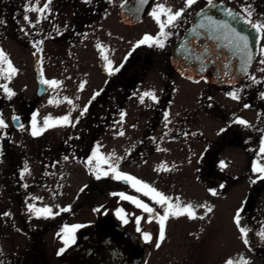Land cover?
<instances>
[{"label": "rangeland", "instance_id": "rangeland-1", "mask_svg": "<svg viewBox=\"0 0 264 264\" xmlns=\"http://www.w3.org/2000/svg\"><path fill=\"white\" fill-rule=\"evenodd\" d=\"M123 1L113 0L103 22L109 27L104 25L101 30L102 22L95 21L77 39L76 45L85 43L84 47L69 49L65 41L70 40V34L67 32V38L62 31L65 27L62 19L66 13L55 11L53 7L61 2L51 0L49 9L40 14L23 11V8L43 7L45 0H0V20L4 21L0 24V50L17 70L10 80L0 74V84L6 83L15 95L23 94L29 101L30 98L35 99L37 82L32 62L37 50L33 45L43 41L39 47L43 49L44 72L51 81L56 80L60 84L32 105L43 121L49 117L50 121L58 120V115H68L66 110L59 109L72 106L75 98L76 102H80L81 95L94 94L97 88L115 78L113 75L118 71L110 74L109 68L120 69L126 58L138 48L137 43L146 34L156 31L152 18H146L142 24L131 29L120 25L116 17ZM160 4L172 9L170 0H158L157 5ZM25 15L30 17L31 24L24 20ZM107 30L112 35L113 49L106 46ZM168 42L165 40L164 53L157 51L152 66H146L145 77L140 79L142 73L137 71L143 64L140 63L134 69L135 73L129 71L137 74L136 79L140 81L134 86L128 83L116 85L106 102L110 104L115 95L123 89L126 91V96L119 97L121 102L126 103L125 108L113 119L118 122L115 126L117 138L107 143L111 153L107 157L113 158L110 162L117 164L122 160L120 165L126 168L134 163L132 167L136 168L142 180L172 197L173 203L179 197L182 207L192 204L197 217L190 219L187 214L170 216L166 221L168 231L164 239L155 238L152 242L148 264H226L229 260L234 264H264V237L260 236L264 232V180L258 179L260 174L253 171L254 166L264 167V154L260 152L264 145V96L261 95L264 93V71L260 70L264 64L260 61L264 56L259 55L244 81L231 88H217L205 81L194 84L176 75L169 62L171 44ZM71 53L77 54L76 58L80 59L74 61ZM105 55L108 60L103 59ZM0 67L6 68V65L0 64ZM80 72L82 76H78ZM251 76H255L260 83H254ZM71 77L81 78V81H72ZM237 89L240 90L239 99H233L229 93ZM149 91L155 93L157 100L145 97L141 103L140 96ZM69 92H73V99ZM3 95L7 96L0 89V97ZM129 95L131 100L125 101ZM170 96L171 101H168ZM68 100L73 103L69 104ZM31 111L28 113L29 120L33 118ZM78 115L71 112L70 120H75ZM238 119L247 124L236 123ZM121 132L124 134L120 135ZM158 141L165 143L161 145ZM129 147L131 155H128ZM128 158L134 160L129 161ZM165 166L170 170H164ZM213 192L216 194L213 195ZM127 194L135 195L142 202L150 201L149 196L133 188L128 189ZM55 195L52 198L41 190L34 193L31 200L38 201L39 207L36 208H41L42 204L51 207L54 214L58 213L55 212L57 203L60 207L71 208L72 215L67 214V217H71L70 221L74 223L87 224L95 221L96 216L105 210L115 214L118 207L130 206L129 200L121 199L119 204L116 203L113 195L103 198L90 196L85 207L75 202L64 205L65 195L68 194ZM70 195L74 197L75 193ZM110 205V208L107 207ZM200 205L204 207H198ZM209 207L211 212H207ZM238 210L240 226L234 219ZM61 212L52 216H64L66 213ZM30 216L38 217L32 212ZM201 216L204 219H199ZM8 226L9 232L4 240L0 232V249L1 246L11 248L15 243L22 245L20 249H25L30 236L21 234L16 224ZM240 227L247 230V237L241 233ZM62 242L59 239L56 241L59 249ZM157 243L159 247H156ZM51 244L45 241L44 247ZM50 258L51 264H61L58 257ZM5 260L0 255V264H6Z\"/></svg>", "mask_w": 264, "mask_h": 264}, {"label": "flooded vegetation", "instance_id": "flooded-vegetation-1", "mask_svg": "<svg viewBox=\"0 0 264 264\" xmlns=\"http://www.w3.org/2000/svg\"><path fill=\"white\" fill-rule=\"evenodd\" d=\"M58 1L61 2L60 5L56 7L55 4L53 7L55 11H63L66 13L62 19L65 23V27L62 31L66 34L67 32L70 34V40L68 42L67 40L65 41L69 49H72L73 47H84L85 43L80 46L76 45L77 39L84 35L89 25L93 24L95 21L98 20L102 22V30L103 26L106 25L103 23L106 18L105 15L108 14L109 8L113 2V0H91V3H85L84 0ZM125 1L127 0H124L120 4L116 18L119 24L124 28L131 29L123 25L119 20L120 8ZM214 1L227 7H231L239 11L242 15V7L249 4L254 9L252 19L254 21H264V0H234L235 2H233V0ZM157 2L158 0H154L149 4L144 14L143 21L140 23L142 24L146 18H152V21L156 26V31L153 34L149 33V36L154 38L158 37L160 32L158 23L151 15L156 8ZM170 3L172 4L173 12L185 9L178 22V27L165 28L166 32L171 33L165 40L169 41L168 43L171 44L170 50L172 53L174 44L186 36L189 28L194 24L199 12L207 7L208 4L207 0H197L196 4L186 8V0H178L176 2L170 0ZM61 6L63 7L60 8ZM24 10L25 8H23V11ZM165 19L166 16L162 14L161 20L163 21ZM106 27L109 26L106 25ZM106 34V46H110L113 49L115 45L111 42L112 35L110 34V30H107ZM263 41L264 38L261 40L260 49L262 48ZM159 50L164 53V50L154 45L151 47L148 44L140 45L126 58L119 71L115 72L113 75L115 78L111 79L107 84L97 88L94 94L81 95L82 100L80 102H76L75 98L72 106L68 105L61 107L59 110L64 109L67 113L77 112L79 114L75 120H71L75 123L77 118L80 117L81 110L85 106H88V111L84 115V119H79V122L75 123L74 127L65 124L60 119L64 116L58 115V120L50 121V126L40 135L33 136L31 134L33 120H29L28 118V113L31 110V116H35L36 118L37 128L44 127V121L39 119L40 114H38V111L35 110L32 104L35 105V102L47 96L53 90L54 86H50L48 91L42 97H39L37 95V83L36 90H34L36 98H30L31 101L25 99L23 94H16L10 99L5 95L0 97V118H2L8 125L7 128L0 129V153H2L0 154L1 239L4 240L8 235V224H16L18 226L17 230L21 234L26 233V235H29V238H31L25 249H20L19 247L22 245L16 243L13 244L11 248L10 246H7L4 249L1 246L0 255L2 256V259L4 257L6 258V264H51L52 259L50 256L54 259L58 257L57 259L59 262L63 264L61 262V257L75 247L80 237L82 227L86 225L82 224V222L74 223L70 221L72 218L69 216L67 217V214L72 215L71 208L70 211H65L66 213L64 216H30L31 211H29L28 206L34 205L35 207H39L37 206V200L35 202L31 200L34 193H38V191L42 190L45 194H50L52 198L55 194L65 193L68 195H65L64 205L68 203V205H72L71 203L75 202V204L80 205L81 207H85V205L88 204L90 196L103 198L105 195L112 197L113 194H116L113 195L112 199L118 204L121 201L119 194L122 193V191H124L123 194L131 196L127 194V190L133 188L131 184H127L122 180L113 179L111 174L109 176L101 175V178L97 179L96 174L92 169L96 167L98 161L93 160L92 165H89L87 161L92 157L94 152L97 153L98 157L107 158V156L111 154L107 143L113 142L117 138V130L115 126L118 122H115L113 119L116 117V113L119 114V112L125 108L126 103L121 102L119 97L126 96V91L123 89L119 94L114 96V99L110 104H106L115 90L113 87L116 85H124L125 83H128V85L132 84L133 86L136 85L140 79L145 77L146 66H152V60H154V57ZM34 53H36V55L40 54L43 61V49L39 52L35 51ZM171 53L168 56L169 62L171 59ZM36 55L33 54V62ZM71 56L74 61L80 59L76 58L77 54L71 53ZM140 63L143 64L140 65ZM137 65H140L139 68H137V71L142 73V77L139 80L136 79L137 74L135 75L129 72L133 70L135 73ZM78 76H82V72H80ZM35 80L37 82V79ZM71 80L81 81V78L78 79L71 77ZM109 85L110 87H107ZM96 93H99V95H95ZM69 94L70 98L73 99V92H69ZM94 95L95 99H92ZM131 97L132 96L129 95L128 99L125 101L131 100ZM169 100L171 101V96L168 101ZM15 102H17V104H15ZM15 115L21 117L22 121H20L19 124L24 126L23 129H21V127L17 128V124L13 120ZM152 132L153 131H151V133ZM105 139L108 140L106 141ZM157 143H161L162 145L165 142L158 141ZM128 150V155H131V147H129ZM65 157H67V159H65ZM125 159L126 158L123 160ZM128 159L129 161L134 160L133 158ZM121 162L122 160L116 164L118 165V171L131 175L157 190L155 185L150 184L147 181L145 182L139 177L138 173H136V168L132 167L135 166L134 163L131 164L130 168H126L120 165ZM109 163L112 162L109 161ZM25 164H27L29 171L24 173L23 177H21V173L24 172ZM100 169L102 173L108 169V165L101 162ZM133 189L135 190V188ZM71 193H75V196H69ZM132 197L136 198L135 195ZM43 198L45 201L46 197L43 196ZM129 203V207H118L115 214L110 213L109 210H105L102 214L96 216L95 221H90L87 224L97 222L101 216H112L118 223L126 227L130 232L136 234L143 241L144 245L150 249L151 255L152 242L155 238L159 239V223L154 214L144 212L143 209L138 208L130 200ZM132 203L133 206L131 205ZM143 203L148 204L150 207L156 209L160 215H163L161 207L156 205L151 198L149 202L143 201ZM40 207L44 208L48 206L42 204ZM55 207V212L57 211L59 214H62L61 209L64 207H60L58 203ZM107 207L110 208L111 205ZM132 207L133 210H131ZM121 210L123 211L127 223L117 215ZM4 213H10V215L5 216L3 215ZM138 220L139 223H137ZM77 225L81 227L76 228L74 233H72L75 236V243L65 246V244H63L66 236L64 231L65 228L67 227L71 229ZM138 227L140 228V231H137ZM167 231L168 224L165 222V234H167ZM144 233H149L151 235V241L146 242L144 240ZM47 237L48 239H46ZM58 239L60 242L63 241L60 249L56 243ZM45 241L46 244L47 242L52 244L45 248ZM13 246L16 247L13 248ZM61 249H64L63 252H61Z\"/></svg>", "mask_w": 264, "mask_h": 264}, {"label": "snow or ice", "instance_id": "snow-or-ice-1", "mask_svg": "<svg viewBox=\"0 0 264 264\" xmlns=\"http://www.w3.org/2000/svg\"><path fill=\"white\" fill-rule=\"evenodd\" d=\"M85 3H91V0H84ZM146 0H141V3H145ZM197 0H186V8L187 7H191L192 5L196 4ZM51 4V0H45V3L43 5V7H39V6H29L26 7L25 11L26 12H38L40 14L45 13L48 9H49V5ZM207 4L209 6V10L212 9H217L219 11H222L224 15H226L227 17L231 18L232 21L236 22V23H243L244 25L248 26L251 30H254V32L260 36L261 38H264V21H254L252 19L253 15H254V9L251 7V5L246 4L245 6L242 7L241 11L243 13V16H241L240 13H234L232 10L227 9V8H223L220 9V7L214 2V0H207ZM185 9H180L177 10L175 12L172 11L171 8L166 7L163 4L157 5V9L153 10V12L151 13V15L153 16V18L156 20V22L159 25L160 28V32H159V36L158 37H152L149 35H145L136 45V47H139L140 45H144V44H148L150 47L151 46H156L159 47L161 49H163L165 47V39L171 34L169 32L165 31V28L167 27H178V22L180 21V18L182 17L183 13H184ZM166 16L165 20H161V15ZM202 16V19L200 20L199 24H198V28H194L192 31L193 33L196 34V36H199L201 33L199 30H203L204 34L206 35V38L208 39H212L215 41H224L226 43H223L222 46L225 48H229L231 49L233 55L239 56L242 60V65L240 68V71L243 73H247V69H248V65L251 63L253 56H252V52H251V48H250V44H249V35H242L239 31H237V29L235 27L232 26V24L229 23L228 20H217L214 19L212 16L208 15L207 12H202L201 14H198ZM46 18V17H45ZM24 20L28 21L30 24L32 23L30 21V17L28 15L24 16ZM39 22V21H37ZM4 21L0 20V24H3ZM33 27H35V24H32ZM23 30V29H22ZM27 34V33H26ZM151 42V43H149ZM43 41H37L35 42V44L33 45L37 52L41 51L39 45L42 44ZM221 46V45H218ZM260 54L262 56H264V48L260 49ZM34 55H36V53H34ZM104 60H108V57L105 55L103 56ZM197 60L201 61V65H200V71L203 72L206 68L203 60L201 57L197 56L196 57ZM109 65H111V61H108ZM261 64H264V59H262L260 61ZM0 64H4L6 65V68L0 67V74H3V78L10 80L12 75H14L16 73V69L13 67L11 61L8 59V57L4 54V52L2 50H0ZM122 66V65H121ZM261 71H264V68L260 69ZM112 71H119V68L116 69H112L111 67L109 68V73L111 74ZM225 75H228V73H225ZM250 79L254 82V83H260V81L257 80V78L255 76H251ZM42 84L45 85H50V86H59L60 82L56 81V80H41ZM81 89L83 88V84H81ZM0 89L3 90V92L7 95V97L10 99L12 96L15 95V93L8 87V85L5 84H0ZM239 89L233 91L232 93H229V95L233 98V99H239ZM95 95H99V93H96ZM95 95L92 97V99H95ZM262 96H264V93L261 94ZM145 97H149L150 99H152L153 101L157 100V97L155 95L154 92H144L141 96H140V102L143 103L144 102V98ZM67 99V98H65ZM69 104H72L73 102L71 100L67 101ZM51 103V101H50ZM247 107V105H245ZM74 110V109H73ZM88 111V106H85L81 112H80V117H83L84 114ZM70 116L71 113H69L68 115H65L64 117L60 118L65 124H69L71 126H75V123L79 122L80 117L77 118L76 122L73 123L70 120ZM165 116L167 117V114H165ZM14 120H18L19 117H13ZM50 117L49 118H45L44 120V127L43 128H37L36 126V118L35 116H33L32 120V132L31 134L33 136H37L40 135L47 127H49V121H50ZM236 123L239 124H247L246 121L242 120V119H238L235 121ZM8 125L5 123V121L0 118V129H4L7 128ZM21 129H23V125H20ZM124 133L121 132L120 135H123ZM260 152L262 154H264V145L261 146L260 148ZM2 154V153H0ZM65 159H67V157H65ZM113 159L112 157H107V158H103V157H98L97 153H93L92 157L90 159H88L87 163L89 165H92L93 160H97V164L96 167L94 169H92V171L96 174V178L100 179L101 175L103 176H109L111 174L113 179L116 180H122L125 181L129 184H131V186L133 188H135V190L137 192H142L144 196H149L156 205H159L161 207V209L163 210V215H160L156 209H154L153 207H150L148 204L143 203L141 200L134 198L132 196H128L125 195L123 193H120V197L121 199L124 200H130L132 201L138 208L143 209L144 212L149 213V214H154L155 218L157 219V222L159 223V240H163L164 236H165V222L169 219L170 216L172 217H177L180 215H184L187 214L188 217L190 219H195L197 218L194 215V206L192 204H187L184 205L183 207L181 206V201L179 197H176L175 200L176 202L173 203L172 202V197L166 196L165 194L157 191L154 187H151L149 184L144 183L142 181H140L139 179L122 173L120 171H118V165L113 164V163H109V161ZM101 162L103 164L108 165V169L103 171L101 173V169H100V164ZM164 170H170L168 169L166 166L164 167ZM28 166L27 164H25L24 166V172L21 173V177H23L24 173L28 172ZM253 171L259 173L260 175L258 176V179L260 180H264V167H260V166H254L253 167ZM253 183H255V181H253ZM213 195H215L216 193L213 192ZM116 195V194H113ZM29 211H31L33 214H35L36 216H52L55 214H59V213H53L52 209L50 207H44V208H36L34 205H29ZM198 207H204L203 205H200ZM61 211H70V208H63L61 209ZM212 209L209 207L207 208V212H211ZM3 215L8 216L10 215V213H4ZM117 215L124 220L125 223H127V220L124 217L123 211L121 210L120 212L117 213ZM199 219H204L203 216L199 217ZM235 222L237 224V226H240V210L237 211V214L235 216ZM137 223H139V220L137 221ZM81 226L77 225L74 226L73 228L69 229V228H65V239H64V244L65 246H68L70 244L75 243V236L72 234L74 233L76 228H79ZM137 231H140V228H137ZM240 231L242 234H244L245 237H247V230L244 229L243 227H240ZM261 237H264V232L260 233ZM152 237L149 233H144V240L146 242L151 241ZM247 239H245V243H247ZM159 243L156 244V247H159ZM64 249H61V252H63ZM226 264H234V262L232 260H229L226 262ZM246 264V262H245Z\"/></svg>", "mask_w": 264, "mask_h": 264}, {"label": "water", "instance_id": "water-1", "mask_svg": "<svg viewBox=\"0 0 264 264\" xmlns=\"http://www.w3.org/2000/svg\"><path fill=\"white\" fill-rule=\"evenodd\" d=\"M152 1L146 0L145 3H141V0H127L119 12L120 22L128 27L139 25ZM214 2L220 9L227 8L234 13H239L233 8ZM202 12H207L217 20H228L242 35H249L253 59L248 65L247 73L240 71L241 58L233 55L231 49L222 46L226 42L206 38L203 30H199L201 33L199 36L193 33L192 30L198 28L202 19L201 15H197L186 36L173 46L170 64L179 76L193 83L205 80L218 88L233 87L244 80L250 72L258 57L262 38L243 23L232 21L222 11L209 10V6H207L199 14ZM241 16L243 15L241 14ZM197 56L202 58L206 66L203 72L199 70L201 61L196 59ZM34 66L39 83L38 96L41 97L49 87V85L41 83L42 79L46 80L41 55H36ZM14 117H19L18 120H13L16 122L17 128H20L21 117L18 115ZM149 257L150 249L144 245L143 241L112 216L107 215L101 216L96 223L87 224L82 228L77 245L61 257V262L63 264H147Z\"/></svg>", "mask_w": 264, "mask_h": 264}]
</instances>
